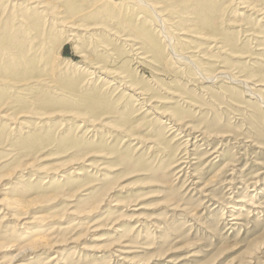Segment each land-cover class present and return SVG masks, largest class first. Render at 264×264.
<instances>
[{
  "label": "rangeland",
  "instance_id": "1",
  "mask_svg": "<svg viewBox=\"0 0 264 264\" xmlns=\"http://www.w3.org/2000/svg\"><path fill=\"white\" fill-rule=\"evenodd\" d=\"M145 1L160 22L134 0H0L4 264H126L108 255L127 243V264H264V0H214L204 25L194 0ZM242 197L259 213L235 215Z\"/></svg>",
  "mask_w": 264,
  "mask_h": 264
},
{
  "label": "bare ground",
  "instance_id": "2",
  "mask_svg": "<svg viewBox=\"0 0 264 264\" xmlns=\"http://www.w3.org/2000/svg\"><path fill=\"white\" fill-rule=\"evenodd\" d=\"M167 3H169V4H172V0H165ZM196 3H197V5H198V11H199V13L201 14V18H200V20H199V23L201 24V25H204L205 24V17L206 16H208V15H211V14H213L214 13V11H215V6L213 5V1L214 0H194ZM105 2H106V0H105ZM134 2H135V6H141V7H143V6H145V8H147L148 10H150V12L151 13H153V16H154V19H155V21H157V22H160V19H159V16L157 15V12H156V8L155 7H153L152 5H150V4H147L146 3V1L145 0H134ZM66 5H67V7H68V11H70V13H71V16L72 15H79V10H78V7L72 2V0H66ZM105 5V4H104ZM112 5V8L114 9V10H117V9H119V7H122V2L121 3H115V4H111ZM101 6V5H100ZM102 8V7H101ZM97 9V8H96ZM243 14V13H242ZM158 28H159V33H160V37L159 38H161V41L162 42H164V43H166L165 45L167 46V45H171V40H172V38L170 39V37H169V35H166V33H164V30H163V27L162 26H158ZM218 35L219 36H221V32L220 33H218ZM211 43H213V45H212V47H214V46H216V41L214 40L213 42H211ZM14 45V42H13V40L8 36V35H6L5 36V38L3 39V42L2 43H0V51H2V50H5L6 48H9V47H12ZM168 47V46H167ZM222 49V48H221ZM222 51V50H221ZM1 53V52H0ZM19 54V53H18ZM18 54H16L15 56L18 58ZM176 58V57H175ZM244 58H246V57H244ZM179 60L178 61H180V63H182L183 65H188L190 68H192L195 72H196V74H198V75H200L201 76V78L200 79H202L203 78V80L204 79H206L207 80V82L208 81H210V80H213V79H215V77H216V79L215 80H218L217 78H219V79H231V80H234V79H232L233 77H234V74L233 73H231V72H229V71H224V70H220V71H218L217 72V74H216V76L215 77H212V78H209V77H206V76H204L203 74H202V72L200 71V70H198V68L193 64V60L191 59V58H189V57H181V58H178ZM234 59H236V58H234ZM206 80H204V81H206ZM228 80V81H229ZM237 81H239V84L242 86V87H244L243 85H247L249 82L247 81V80H240V79H236ZM203 81V82H204ZM214 81V80H213ZM206 82V83H207ZM231 82V81H230ZM233 84H234V82H232ZM232 84V85H233ZM257 87V86H256ZM260 87V86H259ZM248 93V92H247ZM137 94H139V96H140V94H142V92H138ZM135 95V94H134ZM254 95H256V94H254ZM252 97H253V95H252ZM260 98V97H259ZM94 101V100H93ZM92 101V102H93ZM91 102V103H92ZM95 102V101H94ZM93 102V103H94ZM98 102V101H97ZM96 103V102H95ZM94 108H95V106H94ZM93 109V108H92ZM163 118L165 117V118H167V116H162ZM167 121H169L171 124H172V129H178L181 125L182 126H185V127H190V129H192L191 128V126L190 125H185V124H182L180 121H178V120H175V119H173L172 117H168V119H167ZM162 123H164V122H162ZM185 123H186V121H185ZM209 123L210 124H214V125H220L219 124V121L217 120V119H212V120H210L209 121ZM194 131V130H193ZM191 132H192V130H191ZM180 133V132H179ZM195 133H197V131L195 132ZM208 135H210V134H212V133H207ZM206 134V135H207ZM205 135V134H204ZM215 135V134H214ZM214 135H213V137H214ZM203 136V135H202ZM219 136H221V135H219ZM218 136V137H219ZM204 137V136H203ZM212 137V136H211ZM227 137H229L228 135H225V134H223V136H221V137H219V139H224V138H227ZM198 138V137H197ZM211 139V138H210ZM189 140V139H188ZM198 141H199V139H198ZM187 143V142H186ZM209 143V142H208ZM202 144V143H201ZM188 146V145H187ZM189 147V146H188ZM260 148V147H259ZM214 152V151H213ZM212 153V152H211ZM210 153V154H211ZM214 155V154H213ZM218 156V155H217ZM190 157V156H189ZM215 158V157H214ZM192 160V159H191ZM216 160V159H215ZM191 162V161H190ZM180 163V162H179ZM182 163V162H181ZM185 165V164H184ZM187 166V165H186ZM222 168H226L225 166L224 167H222ZM221 168V169H222ZM221 169H220V171H221ZM189 171V170H188ZM193 171V170H192ZM184 175V174H183ZM219 175V174H218ZM191 176H192V174H191ZM216 177H218V176H216ZM188 178V177H187ZM215 178V177H214ZM213 179V178H212ZM256 181H258V180H256ZM254 182L255 184H257V182ZM54 181H53V179H51V180H44L43 182H42V185H44V186H46V184H50V187H52L53 188V186H51V184L53 183ZM226 182H227V179H226ZM225 183V182H224ZM231 183V182H230ZM191 184V183H190ZM193 185V184H192ZM227 186V185H226ZM43 187V186H42ZM225 188V187H224ZM248 188V187H247ZM253 188H254V185H253ZM253 191V190H252ZM204 194V193H203ZM174 195L175 196H177V194L176 193H174ZM235 195V194H234ZM205 196V195H204ZM206 197V196H205ZM230 197V196H229ZM247 197V196H246ZM242 199V200H241ZM240 200L238 199L237 201H235L234 203H240V204H237V205H234V207H233V209L236 211L235 212V215H240L241 214V212L243 211V209H244V207H248V209H246V211H248L249 212V215L250 214H255V211H257V207H256V205H255V207H253L254 205H251V204H249L248 203V201H244L243 199H244V197H242ZM213 201H215V200H213ZM215 202H217V201H215ZM253 202V201H252ZM218 203V202H217ZM221 205V204H220ZM227 205V204H226ZM251 205V206H250ZM29 206V205H28ZM224 206V205H223ZM250 207V208H249ZM4 208H5V210L6 209H8V210H10L11 212H14V213H16V212H19V213H24V211H26L27 210V205H22L21 203H19V202H9V203H7V202H5V205H4ZM260 208V207H259ZM262 209H264L263 207H262ZM7 210V211H8ZM245 210V209H244ZM243 212H245V211H243ZM258 212V211H257ZM259 213V212H258ZM264 213V212H263ZM261 214V213H260ZM256 215V214H255ZM260 216V215H259ZM239 217V216H238ZM241 218V217H240ZM244 218H246V216H244ZM248 218V217H247ZM258 218V217H257ZM260 218V217H259ZM235 220L236 219H239V218H234ZM233 219V220H234ZM36 220V219H35ZM39 221V220H38ZM228 221H230V220H228ZM257 221V220H256ZM235 222V221H234ZM140 223V222H139ZM152 224V223H151ZM194 224V223H193ZM223 224V223H222ZM229 224H231L230 222H229ZM247 224V223H246ZM21 225V224H20ZM154 225V224H153ZM231 225H234V223L233 224H231ZM238 226V225H237ZM241 227H242V225H241ZM202 228H204V227H202ZM215 229V228H214ZM230 229H231V227H230ZM208 232V231H207ZM210 233V232H209ZM210 234H212V233H210ZM8 239L9 240H12V241H9L10 242V244L11 245H13V244H17L18 245V243L20 242V240H21V238H19V237H17V238H15V237H11V236H8ZM122 242H125V240H123V241H121L120 243H122ZM10 244L8 243V244H6L5 246H3V245H1L0 244V249H4V248H6V246H7V249L6 250H4V251H8V249L11 247L10 246ZM114 245H118V244H114ZM255 245V248L257 249V251L258 250H260L261 251V253H263L264 254V237H262L260 240H258L257 241V243L256 244H254ZM32 246H34V247H36V248H38V251H45V249L46 248H49V250H52L54 247H55V243H52L51 242V240H49V239H46V238H43V237H38V238H36V239H34L33 240V242H32ZM117 247V246H116ZM120 247H122V248H120L119 250H115L114 249V247H112L111 249H114V251H116V253H118L119 255H117V256H115L114 254H116V253H110L109 255H108V257H111V256H113V257H115V259H116V261H119V262H122V263H129V259H128V257H127V255L128 254H130V253H132L131 251H130V249L132 248L128 243L127 244H123V245H121ZM255 250V249H254ZM55 254L54 255H52V256H50L49 258H48V260L45 262V264H54V261L56 260V259H58V253L57 252H54ZM252 254V253H251ZM250 254V255H251ZM123 255V256H122ZM103 255H97L96 256V258H95V256H89V255H83V254H81V255H78V256H75V254H72V253H70L69 255H68V259L70 260V262H71V264H88V263H91V261L93 262L92 264H95V261L97 262L96 264H99V262H103V263H100V264H104V261H106V260H108V259H106L105 260V258L106 257H102ZM251 256H253V255H251ZM263 256V255H262ZM17 258V257H16ZM112 258V257H111ZM14 259V258H13ZM99 259H102V260H99ZM251 259H253L252 257H251ZM250 260V258L248 259V261ZM131 261V260H130ZM4 260H2L1 258H0V264H4ZM108 263H109V261H107ZM106 262V263H107ZM250 262V261H249ZM63 263V262H62ZM118 263V262H117ZM264 263V262H263ZM247 264V263H246ZM249 264V263H248Z\"/></svg>",
  "mask_w": 264,
  "mask_h": 264
}]
</instances>
